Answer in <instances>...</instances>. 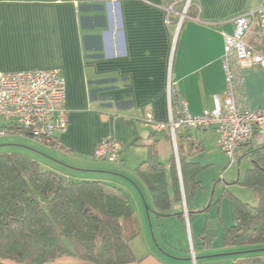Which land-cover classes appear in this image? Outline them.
<instances>
[{"label": "crops", "instance_id": "crops-1", "mask_svg": "<svg viewBox=\"0 0 264 264\" xmlns=\"http://www.w3.org/2000/svg\"><path fill=\"white\" fill-rule=\"evenodd\" d=\"M186 2L0 0V72L58 69L64 79L63 105L68 116L66 128L55 140L64 148L34 138L42 147L36 150L6 140L17 138L10 133L0 137V152L29 155L66 179L103 180L121 187L140 228L130 242L135 260L128 264H219L227 260L214 255L225 251L223 234L232 223L224 225L221 246L213 248L208 235L203 236L211 233L198 198V191L206 192L200 171V184L187 201L184 197L186 213L182 204V214L177 215V204L167 212L156 208L135 169L155 149L169 180L171 139L167 130L144 121L146 113L155 122L167 120L168 80L192 115L211 107L214 96L221 98L225 90L223 33L234 31L239 15L264 10V0H189L188 6ZM259 49L264 54V46ZM241 82L242 104L249 109L264 107V70L243 68ZM177 133L187 136L182 141L184 152L186 146H193L189 160L201 168L206 166L196 153L206 148L208 140L218 147L217 132L209 127ZM108 135L122 145L116 163L98 160L92 154L100 139ZM251 148L255 146L239 149L237 162L249 158L246 151ZM147 219L163 245L156 238L155 245L149 230H143ZM178 240L184 241L187 249ZM42 264L95 263L63 255Z\"/></svg>", "mask_w": 264, "mask_h": 264}, {"label": "trees", "instance_id": "trees-1", "mask_svg": "<svg viewBox=\"0 0 264 264\" xmlns=\"http://www.w3.org/2000/svg\"><path fill=\"white\" fill-rule=\"evenodd\" d=\"M8 131L23 133L15 128ZM186 137L176 134L185 201L200 184L201 169L189 160L193 146L183 150ZM50 144L64 148L56 141ZM263 149L261 145L246 151L250 166L240 183L252 190L257 204L231 198L233 222L223 234L227 250L214 255L227 260L219 264H264ZM168 167L169 180L164 163L152 149L135 170L156 208L167 212L177 204L180 212L175 214L179 215L182 193L173 152ZM139 232L138 219L121 187L103 180L66 179L29 155L0 152V264H42L63 255L95 264H128L135 260L130 242Z\"/></svg>", "mask_w": 264, "mask_h": 264}, {"label": "built area", "instance_id": "built-area-1", "mask_svg": "<svg viewBox=\"0 0 264 264\" xmlns=\"http://www.w3.org/2000/svg\"><path fill=\"white\" fill-rule=\"evenodd\" d=\"M188 3L189 0L186 6ZM249 37L253 38V42L249 41ZM223 39L221 64L225 90L221 98L214 96L211 107L192 115L168 80L167 120L155 122L150 113L145 115L146 123H156L159 129L168 131L177 161L176 133L180 129L212 127L218 134L219 149L231 162L236 160L242 146L264 145V107L246 108L242 104L241 92L243 68L260 67L264 70V54L259 49V46H264V10H251L239 15L235 19L234 31L223 33ZM63 103L64 79L58 69L0 72V137L10 134V128H15L50 144L68 124ZM121 152V142L108 135L100 139L92 154L98 160L116 163Z\"/></svg>", "mask_w": 264, "mask_h": 264}, {"label": "rangeland", "instance_id": "rangeland-1", "mask_svg": "<svg viewBox=\"0 0 264 264\" xmlns=\"http://www.w3.org/2000/svg\"><path fill=\"white\" fill-rule=\"evenodd\" d=\"M16 136L17 138H13V140H11V138H6V140H10L12 143L31 147L36 150H40V148H42L37 144L34 138L29 136L26 132L16 133ZM206 144V148L203 151L196 153L197 155H200V159H202L204 164L207 163L206 166L200 170V177L206 187V192L203 190L198 191V198L202 201V208L205 209L203 218L205 224L207 225V231L209 228L211 233L210 236L207 234L208 238L212 241L211 245L213 248H216L222 244L221 238L224 225L227 226L233 222L231 197L235 196L238 199L240 198L243 202L253 206L257 204V200L255 199L252 190L240 183L243 178L245 167L250 165L249 158L244 157L238 162L237 159L231 162L230 158L223 153L214 142L208 140ZM150 224V221L147 219L146 227L142 224L143 230L145 228L149 230L148 232L155 245H157L155 243V238L161 245H163L164 243L156 236V234L154 237L153 231L150 230ZM144 234L145 233L143 231V236ZM178 241L180 245L185 246L184 241ZM185 249H187L186 246ZM226 250L227 249H225V251ZM225 251L219 253H223Z\"/></svg>", "mask_w": 264, "mask_h": 264}, {"label": "water", "instance_id": "water-1", "mask_svg": "<svg viewBox=\"0 0 264 264\" xmlns=\"http://www.w3.org/2000/svg\"><path fill=\"white\" fill-rule=\"evenodd\" d=\"M175 154V153H174ZM176 164H177V168H178V174H179V181H180V184H181V178H180V170H179V163L178 161L176 160ZM181 192H182V204H183V208H184V213H186V210H185V201H184V196H183V191L181 189Z\"/></svg>", "mask_w": 264, "mask_h": 264}]
</instances>
